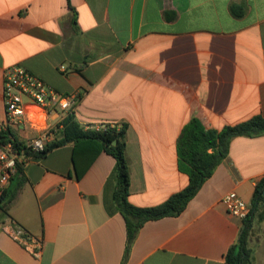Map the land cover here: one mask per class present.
I'll return each mask as SVG.
<instances>
[{
    "label": "crops",
    "instance_id": "obj_1",
    "mask_svg": "<svg viewBox=\"0 0 264 264\" xmlns=\"http://www.w3.org/2000/svg\"><path fill=\"white\" fill-rule=\"evenodd\" d=\"M14 65L74 96L83 128L126 126L129 201L158 206L189 184L177 142L192 118L220 130L264 116V0H0V124ZM84 147L21 156L9 190L20 187L0 207V264H230L243 219L222 198L236 192L251 209L264 135L234 138L184 211L146 222L128 255L116 159L102 151L88 164ZM254 214L248 247L264 264V201ZM6 217L43 239L40 258L2 231Z\"/></svg>",
    "mask_w": 264,
    "mask_h": 264
},
{
    "label": "trees",
    "instance_id": "obj_2",
    "mask_svg": "<svg viewBox=\"0 0 264 264\" xmlns=\"http://www.w3.org/2000/svg\"><path fill=\"white\" fill-rule=\"evenodd\" d=\"M231 8L232 13L236 17L244 15L242 7L232 6ZM73 23L76 27V17ZM125 133L126 126L124 125L121 128L107 126L101 129H85L77 121L75 115L71 113L63 120L61 138L49 143L45 150L39 154L27 150L23 155L33 158L44 157L51 150L69 143H74L77 148L85 146V150L91 152V156L87 160L88 164L102 151L112 155L117 163V185L113 198L126 222V255H128L138 231L146 222L177 216L184 211L191 199L212 176L217 166L228 156L230 143L234 138L264 135V116L257 115L239 124L227 125L220 130L206 129L199 119L192 118L184 126L177 142L178 165L179 169L189 177L188 186L182 191L173 194L163 204L146 208L137 207L129 201L130 176L125 154ZM0 139L3 143L10 141L6 132H0ZM13 144L15 149L22 153L24 148L22 142L14 138ZM77 152H75V164L77 177L79 178L84 173V170H79L78 168ZM20 173L21 167L19 165L14 178ZM19 187L20 182L11 191L9 188L7 189L0 198L1 209L14 198ZM263 190L264 179L255 188L252 207L248 216L243 220L238 243L227 254V261L230 264H253L251 250L248 247V238L253 228V217L257 206L260 201H264Z\"/></svg>",
    "mask_w": 264,
    "mask_h": 264
},
{
    "label": "built area",
    "instance_id": "obj_3",
    "mask_svg": "<svg viewBox=\"0 0 264 264\" xmlns=\"http://www.w3.org/2000/svg\"><path fill=\"white\" fill-rule=\"evenodd\" d=\"M3 95L5 120L0 124V132L8 133L10 141L3 143L0 139V198L17 174L23 153L28 150L39 154L49 143L61 138L63 120L68 114H75L77 104L74 96L59 93L20 65L4 70ZM16 132L24 136L19 139ZM14 138L22 142V153L15 149ZM222 203L230 215L243 220L250 212L249 205L236 192L226 194ZM2 231L33 257L42 256L43 239L31 234L16 220L6 217Z\"/></svg>",
    "mask_w": 264,
    "mask_h": 264
},
{
    "label": "water",
    "instance_id": "obj_4",
    "mask_svg": "<svg viewBox=\"0 0 264 264\" xmlns=\"http://www.w3.org/2000/svg\"><path fill=\"white\" fill-rule=\"evenodd\" d=\"M115 144V143H114ZM263 196H264V190H263Z\"/></svg>",
    "mask_w": 264,
    "mask_h": 264
}]
</instances>
